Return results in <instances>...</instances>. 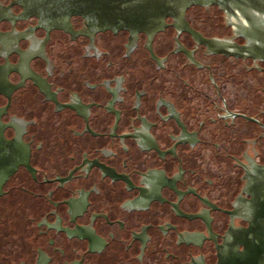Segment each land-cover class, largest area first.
Returning a JSON list of instances; mask_svg holds the SVG:
<instances>
[{
	"label": "flooded vegetation",
	"instance_id": "obj_1",
	"mask_svg": "<svg viewBox=\"0 0 264 264\" xmlns=\"http://www.w3.org/2000/svg\"><path fill=\"white\" fill-rule=\"evenodd\" d=\"M58 4L73 2L0 0V264H142L253 48L217 4L155 33ZM210 7L230 34L198 23Z\"/></svg>",
	"mask_w": 264,
	"mask_h": 264
},
{
	"label": "water",
	"instance_id": "obj_2",
	"mask_svg": "<svg viewBox=\"0 0 264 264\" xmlns=\"http://www.w3.org/2000/svg\"><path fill=\"white\" fill-rule=\"evenodd\" d=\"M73 2V4H58L71 13L86 18H91L95 30L130 29L134 32L146 31L155 33L166 25V17H183L186 9L192 5L209 6L217 4L227 8L239 23L238 33L247 37L250 48H254L259 38L264 33V0H61ZM62 6V7H60ZM68 7V9H67ZM72 11V12H71ZM200 17L198 23H202L208 33L230 34V30L222 29V18L226 17L223 11L216 7L198 8ZM193 12V11H192ZM191 12V14H193ZM204 22L213 23V27ZM198 40L207 45L216 43L213 38L204 36L200 31L190 30ZM198 34V35H197Z\"/></svg>",
	"mask_w": 264,
	"mask_h": 264
}]
</instances>
